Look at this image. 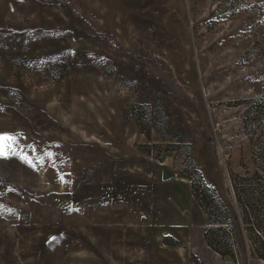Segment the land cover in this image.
Listing matches in <instances>:
<instances>
[{
	"label": "rangeland",
	"instance_id": "1",
	"mask_svg": "<svg viewBox=\"0 0 264 264\" xmlns=\"http://www.w3.org/2000/svg\"><path fill=\"white\" fill-rule=\"evenodd\" d=\"M0 264H264V0H0Z\"/></svg>",
	"mask_w": 264,
	"mask_h": 264
},
{
	"label": "snow or ice",
	"instance_id": "2",
	"mask_svg": "<svg viewBox=\"0 0 264 264\" xmlns=\"http://www.w3.org/2000/svg\"><path fill=\"white\" fill-rule=\"evenodd\" d=\"M14 141L13 137L10 136H0V157L4 156L6 145L8 142Z\"/></svg>",
	"mask_w": 264,
	"mask_h": 264
}]
</instances>
